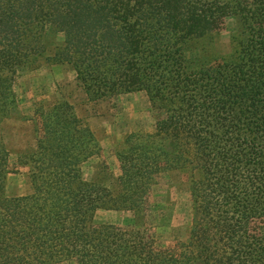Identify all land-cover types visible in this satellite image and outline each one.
<instances>
[{"label": "trees", "instance_id": "obj_1", "mask_svg": "<svg viewBox=\"0 0 264 264\" xmlns=\"http://www.w3.org/2000/svg\"><path fill=\"white\" fill-rule=\"evenodd\" d=\"M0 0V123L19 69L71 65L92 99L143 90L161 113L116 152L120 175L87 181L93 131L67 101L39 105L19 159L32 193L5 194L0 140V264H264V0ZM239 17L230 53L216 48ZM49 33L64 35L49 46ZM186 175L187 238L157 245L147 201L161 174ZM99 209L129 225L96 223Z\"/></svg>", "mask_w": 264, "mask_h": 264}, {"label": "rangeland", "instance_id": "obj_2", "mask_svg": "<svg viewBox=\"0 0 264 264\" xmlns=\"http://www.w3.org/2000/svg\"><path fill=\"white\" fill-rule=\"evenodd\" d=\"M215 1V0H210ZM230 2L233 0H218ZM239 17L227 16L217 37L216 48L222 55L230 53L231 37L239 28ZM62 33H49V46L61 44ZM17 104L0 123V140L8 151L9 174L5 182L8 197L32 193L28 167L19 163L23 155L35 147L36 133L32 116L39 105L67 101L79 118L93 131L99 151L82 165L87 181H97L108 171L120 175L116 156L126 135L132 132H153L161 113L155 111L145 91L137 90L112 97L92 99L76 78L71 65L50 64L40 59L36 68L19 69L13 86ZM149 212L146 225L155 234L157 245L166 247L188 237L191 224V196L187 177L180 173L161 174L147 199ZM127 212L99 209L96 223L110 222L123 228L131 227Z\"/></svg>", "mask_w": 264, "mask_h": 264}]
</instances>
